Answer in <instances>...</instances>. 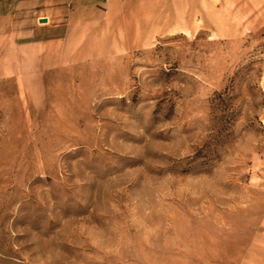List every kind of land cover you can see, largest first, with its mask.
I'll list each match as a JSON object with an SVG mask.
<instances>
[{
    "label": "rangeland",
    "instance_id": "rangeland-1",
    "mask_svg": "<svg viewBox=\"0 0 264 264\" xmlns=\"http://www.w3.org/2000/svg\"><path fill=\"white\" fill-rule=\"evenodd\" d=\"M0 264H264V0H0Z\"/></svg>",
    "mask_w": 264,
    "mask_h": 264
},
{
    "label": "water",
    "instance_id": "water-1",
    "mask_svg": "<svg viewBox=\"0 0 264 264\" xmlns=\"http://www.w3.org/2000/svg\"><path fill=\"white\" fill-rule=\"evenodd\" d=\"M39 22L40 23H44L45 22V19H39Z\"/></svg>",
    "mask_w": 264,
    "mask_h": 264
},
{
    "label": "crops",
    "instance_id": "crops-1",
    "mask_svg": "<svg viewBox=\"0 0 264 264\" xmlns=\"http://www.w3.org/2000/svg\"><path fill=\"white\" fill-rule=\"evenodd\" d=\"M46 39H51V38H46Z\"/></svg>",
    "mask_w": 264,
    "mask_h": 264
}]
</instances>
